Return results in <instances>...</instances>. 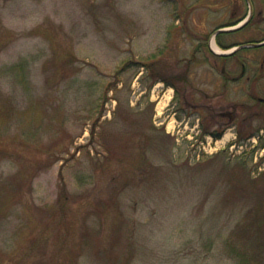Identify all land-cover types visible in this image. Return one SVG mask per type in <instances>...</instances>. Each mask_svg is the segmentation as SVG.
I'll return each instance as SVG.
<instances>
[{
  "label": "rangeland",
  "instance_id": "rangeland-1",
  "mask_svg": "<svg viewBox=\"0 0 264 264\" xmlns=\"http://www.w3.org/2000/svg\"><path fill=\"white\" fill-rule=\"evenodd\" d=\"M231 1L0 0V264H264V122L219 77L260 53L197 37Z\"/></svg>",
  "mask_w": 264,
  "mask_h": 264
},
{
  "label": "flooded vegetation",
  "instance_id": "flooded-vegetation-1",
  "mask_svg": "<svg viewBox=\"0 0 264 264\" xmlns=\"http://www.w3.org/2000/svg\"><path fill=\"white\" fill-rule=\"evenodd\" d=\"M168 3L171 2V0H166ZM214 1L215 0H211ZM240 2H237L236 0H232V6L233 9L230 12V20L225 21L224 23H221L219 25H217V28L207 34L205 32L201 33V35H197V37H199L201 40L203 41V46H205V48L207 49V54L209 56H214V57H218V58H224V59H232V58H236L241 59L242 58V54L244 53V51L247 50V48H242L239 51H236L234 53H232L231 55H217L215 53L212 52L211 50V41L213 40L214 44H216V46L220 49H228L232 46H241V45H246V44H262L258 47H254L252 49L258 51V53H260L258 55V67L255 70V73L249 74L248 72V68L246 67V65L241 62V66H240V72L238 75H234L233 73H231V71L225 67H222L220 69V74L219 77L221 78V80L223 81V83L220 84V90L226 91L229 87V82H237V81H241V80H245L246 82V86L247 88L244 90V87H242V91L243 92H247V94L254 100L255 102V107L251 106L250 104H248L247 102H244L242 104V108H245V110H251L253 109L250 117L252 119L254 118H258V120H261L262 122H264V0H240ZM166 3V4H168ZM199 4V3H197ZM205 4V3H203ZM168 5H171L170 3ZM197 6V5H196ZM214 6V3H206L205 7L207 9H211ZM242 7H244V10L242 11V14H238L239 9ZM240 15V16H238ZM178 19H176L177 22ZM179 25V22H178ZM239 27L237 30H231V31H225V32H220V33H216V31L218 30H222V29H227V28H236ZM249 27H253L256 30H254L253 32H255V35L258 37V39H255L254 37H249L250 35H246L245 37H243V40H237L235 42H231L228 44H224L222 41H220V37L221 36H231V35H236L239 32H247L249 30ZM192 28L194 31H196V27L193 26L192 24ZM198 32V31H196ZM168 34H171L174 36L175 39V43H177V39L175 36H185V35H190L192 34L190 32L189 27H187V25L183 23L181 25H179V29L175 32H170V31H166L165 32V36L167 37ZM215 34V35H214ZM166 37H165V41L166 42ZM198 39V40H200ZM201 42V41H200ZM199 47V45H198ZM165 49L167 50V48L165 47ZM200 50V47L197 49ZM196 54V49L194 51L193 56H195ZM240 55V56H239ZM191 60V59H190ZM216 70V69H215ZM209 74V73H208ZM206 74V75H208ZM215 85V84H214ZM213 85V87H214ZM202 86V85H201ZM257 87L259 95L258 96H254L253 93L250 92V88L251 87ZM198 92L201 93L202 97H205V99H209V95L207 92H209L208 90H204L201 89L200 87L197 90V94H199ZM200 96V95H199ZM192 107L195 108V112H196V108L201 109L203 107H206L207 109H211L213 106L212 104H202V103H198L197 100L195 103H191ZM233 105L229 106L232 107ZM221 107H228V105L226 106H221ZM234 108V107H233ZM219 116L221 118H227L228 121L230 123H233L235 121V113H232L230 111H224L222 109H220L219 112ZM247 118L243 117L242 118V123H247ZM205 123H202V128L204 133H210L213 136H218L221 133V130L224 128L225 125H220L219 129H215L213 131H209L207 128H205ZM196 127V126H195ZM262 132L264 133V128H262Z\"/></svg>",
  "mask_w": 264,
  "mask_h": 264
},
{
  "label": "trees",
  "instance_id": "trees-1",
  "mask_svg": "<svg viewBox=\"0 0 264 264\" xmlns=\"http://www.w3.org/2000/svg\"><path fill=\"white\" fill-rule=\"evenodd\" d=\"M115 18L119 20V17H115ZM230 249L234 252L233 253L234 258L237 259V264H256L259 261L256 258H255L256 260H254L252 257L250 258V256H248L245 251L241 250L242 248L237 249V247L232 246Z\"/></svg>",
  "mask_w": 264,
  "mask_h": 264
},
{
  "label": "water",
  "instance_id": "water-1",
  "mask_svg": "<svg viewBox=\"0 0 264 264\" xmlns=\"http://www.w3.org/2000/svg\"><path fill=\"white\" fill-rule=\"evenodd\" d=\"M239 27H236V28H230V29H222V30H218V31H216V33L215 34H217V33H220V32H225V31H231V30H237ZM263 44V43H262ZM262 44H248V45H244V46H241V47H237V48H235V49H233V50H231L230 52H228V53H221V55H228V54H231V53H233V52H235L236 50H238L239 48H244V47H257V46H260V45H262Z\"/></svg>",
  "mask_w": 264,
  "mask_h": 264
},
{
  "label": "bare ground",
  "instance_id": "bare-ground-1",
  "mask_svg": "<svg viewBox=\"0 0 264 264\" xmlns=\"http://www.w3.org/2000/svg\"><path fill=\"white\" fill-rule=\"evenodd\" d=\"M213 47H214V45H213ZM217 49V48H216ZM170 97H171V92H170V90H167V92H166V94L164 95V101L165 102H168L169 101V99H170ZM160 109V108H159ZM170 127V126H169ZM226 136L224 137V140H226Z\"/></svg>",
  "mask_w": 264,
  "mask_h": 264
}]
</instances>
